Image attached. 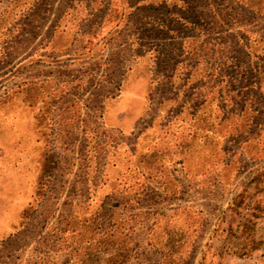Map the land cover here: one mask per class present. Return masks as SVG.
I'll return each instance as SVG.
<instances>
[{"label":"rangeland","instance_id":"1","mask_svg":"<svg viewBox=\"0 0 264 264\" xmlns=\"http://www.w3.org/2000/svg\"><path fill=\"white\" fill-rule=\"evenodd\" d=\"M0 164V264H264V0H0Z\"/></svg>","mask_w":264,"mask_h":264},{"label":"crops","instance_id":"2","mask_svg":"<svg viewBox=\"0 0 264 264\" xmlns=\"http://www.w3.org/2000/svg\"><path fill=\"white\" fill-rule=\"evenodd\" d=\"M18 181L19 179H13L11 174L6 177L0 175V242L6 236L16 231L24 205H26L29 199L28 192L26 194H19L16 186ZM159 181V187L157 188L159 200L157 203L158 206L160 205V212L164 216H172L173 213L178 210L177 207L174 206L175 204H173L175 201V198L172 197L173 181L172 179L168 181L165 177L159 178ZM11 186H15L14 193H11Z\"/></svg>","mask_w":264,"mask_h":264}]
</instances>
